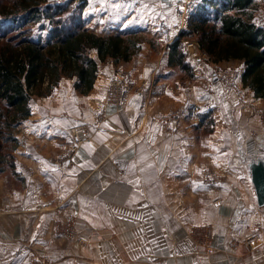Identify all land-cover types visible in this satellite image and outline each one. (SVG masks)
<instances>
[{"label": "crops", "instance_id": "1", "mask_svg": "<svg viewBox=\"0 0 264 264\" xmlns=\"http://www.w3.org/2000/svg\"><path fill=\"white\" fill-rule=\"evenodd\" d=\"M263 8L264 0H255L247 12L253 22ZM164 12L160 21L176 24ZM157 37L161 53L140 43L130 61L100 63L88 95L75 91V81L63 94L69 80L63 79L49 100L33 101L31 116L17 127L21 181L10 187L0 175V264H264V207L249 172L252 161L264 162V100L245 87L239 60L210 63L239 67L236 90L214 78L209 95L193 96L205 75L181 89L164 35ZM114 67L129 72L138 96L124 108H108L98 126L95 114ZM239 90L247 103L239 102ZM206 108L214 128L204 136ZM170 113L169 138L151 117ZM75 121L90 133L80 145L67 137ZM202 170L216 171L224 182L207 186ZM69 217L81 242L55 237L56 223ZM204 226L213 233L212 250L192 237Z\"/></svg>", "mask_w": 264, "mask_h": 264}, {"label": "trees", "instance_id": "2", "mask_svg": "<svg viewBox=\"0 0 264 264\" xmlns=\"http://www.w3.org/2000/svg\"><path fill=\"white\" fill-rule=\"evenodd\" d=\"M45 1L17 0L15 8L23 9L25 14L12 19L17 21L16 29L22 30L45 15L53 26L46 39H32L29 30L13 36L16 29L11 26L12 33H0V164L9 157L2 154L5 144L13 142L15 149L18 145L13 132L31 116L32 97L49 96L62 78L74 80L75 91L88 95L94 88L100 63L109 59L128 62L140 48V41L134 39L137 34L100 37L92 32L83 19L86 1L78 10L72 9L73 1L57 7ZM41 3L45 8L41 9ZM254 3L255 0H201L181 37H196L214 64L243 61L245 87L255 98L264 100V29L247 13ZM181 47L178 40L169 46V66L192 76ZM207 116L201 118L206 120Z\"/></svg>", "mask_w": 264, "mask_h": 264}, {"label": "rangeland", "instance_id": "3", "mask_svg": "<svg viewBox=\"0 0 264 264\" xmlns=\"http://www.w3.org/2000/svg\"><path fill=\"white\" fill-rule=\"evenodd\" d=\"M71 1L74 2L72 5L73 10H78V6L83 1L87 2L86 8H85L84 13H83V19L85 21V24L87 25V27L90 30L91 29L92 30H99L100 29V30H103L102 32L105 34H113V35L119 34V33H125V32L131 33V34H137L134 37V39H137L138 41H140L141 44H143V43L150 44L151 49H153L155 53H161L164 49V48L161 49V46L158 43L160 41V39L157 37L158 33L161 32L164 35V44H165V46L169 47L175 41H177L176 40L177 38H182L181 34L183 32L180 33L176 37L178 30L180 28H183L186 30L185 26H186V21L188 20L187 19L188 16H186V15L182 16L181 14H179L180 8H179L178 3L180 0H163L164 6H161L159 0H156V3L154 5L156 12L153 15H149V12L146 11L143 7V4L147 3L149 5V8L151 9V7L153 6V0H95V1L94 0H46L45 2H47L46 4H51L52 6L57 7V6L63 5L65 3H68ZM16 2H17V0H0V33H2V31L4 32V30H7L8 33H12V31H10L12 28H13L12 30L19 28L18 26H14L17 24V21L14 22V20L12 18H14V17L20 18V17H22L21 16L22 14H25V12L21 11V10H23L21 8L20 9L15 8L16 5H14V3H16ZM113 2L122 5V7L121 8L112 7ZM41 5H42L41 9L45 8V6H46L45 3H41ZM9 9L11 10L10 13L8 11ZM166 10L171 11L175 15V18L177 20L176 24L169 23L167 20H164V19H163V21H160L159 18H161L160 17L161 14L165 15L166 12H164V11H166ZM7 11H8V14H6ZM85 13H87L89 15L88 18H87V15L85 16ZM7 15L12 16V17L6 18ZM14 15H17V16H14ZM41 16H42V18L39 21L33 22L31 25L27 26L26 29H22V30L16 29V31H15L16 33L14 32L13 36L17 35L19 33V31L20 32H27L29 30L30 34H28V35L32 39L36 40L40 37H42L43 39H46L53 26H52V23L50 22V20L47 19L45 15L43 16V14H42ZM90 16H91V18H90ZM255 16H256L255 22H257L259 24L261 21V17H264V8L255 12ZM163 18L170 19V16H167V18L166 17H163ZM150 19H151V25L146 24L145 21H149ZM163 25H166L167 28L168 27L172 28L171 31L169 30V33H166L165 32L166 30L162 29ZM10 26H11V29H9ZM149 29L153 30L154 32L153 33L143 32V31H146ZM172 37H173V40H170V39H172ZM191 38H193V40H198L196 37H194L192 35H191ZM181 42H183V41H181ZM181 42H180V44H181ZM181 48L183 50V46ZM92 56L96 57V54L93 53ZM185 61L187 64H189L191 66L193 75L190 76L187 73L183 72L181 69L176 68V74H174V75L179 80V83H180L179 86L181 87V89H185V88L189 87L187 81H189V80L197 81L199 79L198 76L205 75L206 77L204 78V80L199 81V84L197 83L198 85L196 84L198 89H195V91L193 92V96H197V95L202 94V93L209 95V91L212 90V88H213V84H214L213 80L215 78L216 69H214L212 67V65H210L209 62L204 63L202 65L203 67L199 68V66H197L196 63H190L186 59H185ZM109 62H113V61L110 60ZM216 68L219 70H222L224 72H230V71L236 72L238 75L240 73L239 67H236V66H231V67L221 66V67H216ZM117 70L125 72L130 79L131 85L133 86V80L134 79L132 80V78L128 74L129 72L127 70L114 67V69L112 70L113 72L111 74L113 75ZM158 74L159 73H157L156 76H158ZM63 79H68V78H62V80ZM72 81H74V80L69 79V80H67V81L65 80V82H63V88H64V91H62L63 94L67 93V89L72 87ZM217 83L220 85V83L218 81H217ZM58 88H59V86L52 92V94ZM222 88H224V87L222 86ZM136 90L133 89V87H132L130 93L127 96L128 100H127V103L125 105H121L120 103H115V102H108L109 93L111 92L110 79H109V84H108V87L106 89V98H105L104 102H101V104H100L101 106L98 107L99 109L97 110V112L95 114V117L97 120L96 121L97 125L101 126V124L105 122V120L107 119L106 113L108 111V108H110L111 106H118V108L119 107L124 108L125 106H128L131 103L130 102L131 99L133 100L135 98V96H138L137 95L138 91H136ZM52 94H50L49 96H46V97H38V96L32 97L31 102H30V106H32L33 101H35L37 99L49 100L51 98ZM211 99H215V98L212 97ZM210 101H211V105H215V103H214L215 100H210ZM73 103L75 104L76 101L73 100ZM72 106L74 107L73 104H72ZM205 111L207 113L204 115L208 114V116H207V119L205 120V123H204L206 125V127L204 129V134H203L204 136L211 133L213 131V128H214V125H213L214 119L212 118L211 111L208 108H206ZM257 111H259L260 114H262L261 110L257 109ZM74 115L75 114L72 112L71 115H69V116L72 117ZM193 115H195L194 112H191L189 114V116H193ZM78 117H79V115H78ZM151 118H152L151 119L152 125L153 126L161 125L165 134H167L169 136V138L171 137L172 134H174L173 133L174 128H172V130H171V127H170V122L172 121V119H175V116L173 115V113L161 115V116H158L157 118H156V116H153ZM77 119L79 120V118H77ZM81 124L82 123H79V121H77V122L75 121V124L69 127V131H68V135H67L68 140L71 139L72 129L77 127V126H79V127L82 126ZM148 124H150V118L148 119ZM20 130H21V127H20ZM233 131H234V129H233ZM153 132H155V130H153ZM13 134H14L15 140L19 141V138L17 137V135H18L17 128L14 130ZM89 135H90V133L88 131L87 132V139L88 140H89ZM154 137L155 136L152 135L151 139H154ZM24 139L26 140L27 137L23 135L22 138H20L21 142H24ZM2 150H3L2 154L3 155L8 154L9 157L6 158V160L3 164H0V175H1V179H4L5 181H7L8 185L11 187L12 185H16V183H18L16 181H21L20 180L21 178L20 179L18 178L19 173L17 172V164H16V151H17V149L14 148L13 142H8L5 144V146L3 147ZM11 156H14V158L10 159V158H12ZM212 172H216V171L212 170ZM222 183H220V184H208V183L204 182V184H206L207 186L212 187V188H214L217 185H221ZM19 184H20V182H19ZM20 186H21V184H20ZM204 227H206V226H204ZM251 236H253V237L251 238L250 241L255 240L259 236V234L256 233V235H251Z\"/></svg>", "mask_w": 264, "mask_h": 264}, {"label": "built area", "instance_id": "4", "mask_svg": "<svg viewBox=\"0 0 264 264\" xmlns=\"http://www.w3.org/2000/svg\"><path fill=\"white\" fill-rule=\"evenodd\" d=\"M201 0H180L179 1V14L188 16L187 19L190 18L198 9ZM178 8V9H179ZM185 17V16H184ZM264 29V17H261V21L258 24ZM162 29L166 30V33H169L172 28L166 25L162 26ZM186 32L185 29L180 28L176 34V37L182 33ZM180 37V36H179ZM170 38V37H169ZM173 40V37L172 39ZM179 42H181L183 46V52L185 54V59L190 63L196 64H204L206 62L212 63L210 57L203 52L201 44L198 40H193L191 36L177 38ZM238 74L236 72H224L222 70L216 69L215 78L216 80L222 85L223 87L236 90L237 84L236 80L238 78ZM132 85L130 82L129 77L125 72L117 70L111 77H110V88L111 92L109 93L108 102H115L120 103L121 105H125L127 103V96L132 89ZM131 88V89H130ZM239 102L242 104L247 103V93L244 90H239ZM256 113L260 114L259 111ZM174 122V119L170 122V125ZM72 138L74 143L81 144L87 139V128L85 126H77L72 129ZM201 176L203 180L208 184H220L223 182L222 176H220L217 172H212V170H202ZM77 228H76V221L73 217L65 218L60 220L56 223L55 227V237L57 240H67V241H78L77 236ZM192 237L201 245H204L209 250H212V238L213 234L207 227H196L192 231ZM253 236L249 237L248 239L251 240Z\"/></svg>", "mask_w": 264, "mask_h": 264}, {"label": "water", "instance_id": "5", "mask_svg": "<svg viewBox=\"0 0 264 264\" xmlns=\"http://www.w3.org/2000/svg\"><path fill=\"white\" fill-rule=\"evenodd\" d=\"M249 172L258 205L264 207V162L262 160L252 161L249 164Z\"/></svg>", "mask_w": 264, "mask_h": 264}, {"label": "snow or ice", "instance_id": "6", "mask_svg": "<svg viewBox=\"0 0 264 264\" xmlns=\"http://www.w3.org/2000/svg\"><path fill=\"white\" fill-rule=\"evenodd\" d=\"M159 2H160L161 6H164L163 0H159ZM155 3H156V0H153V6L151 7V9L149 8V5L147 3L143 4L144 9L149 12V15L155 14V12H156V9H155V6H154ZM112 7L121 8L122 5L113 2Z\"/></svg>", "mask_w": 264, "mask_h": 264}]
</instances>
